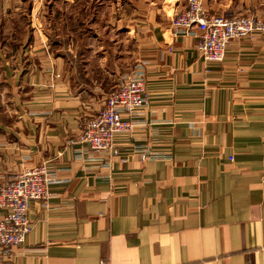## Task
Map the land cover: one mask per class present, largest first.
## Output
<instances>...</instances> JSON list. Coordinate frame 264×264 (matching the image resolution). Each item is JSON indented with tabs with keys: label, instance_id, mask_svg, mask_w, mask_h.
Here are the masks:
<instances>
[{
	"label": "crops",
	"instance_id": "obj_1",
	"mask_svg": "<svg viewBox=\"0 0 264 264\" xmlns=\"http://www.w3.org/2000/svg\"><path fill=\"white\" fill-rule=\"evenodd\" d=\"M41 3L0 0V183L42 163L55 181L0 264H264V32L206 61L173 33L187 0H116L135 43L116 79L143 80L148 101L94 153L78 135L104 97L48 43ZM203 3L264 18V0Z\"/></svg>",
	"mask_w": 264,
	"mask_h": 264
},
{
	"label": "built area",
	"instance_id": "obj_2",
	"mask_svg": "<svg viewBox=\"0 0 264 264\" xmlns=\"http://www.w3.org/2000/svg\"><path fill=\"white\" fill-rule=\"evenodd\" d=\"M171 24L175 35L196 37L197 48L206 61H222L233 38L264 32L263 17L230 12L210 14L203 0H187V6L176 13ZM147 101L143 80L136 77L120 80L104 105L85 121L78 140L94 153L111 150L115 134L134 128L131 117ZM123 110L129 115H124ZM54 181L53 171L42 163L24 168L0 183V211L6 212L0 218V250L7 257L12 256L14 248L26 240L34 227L31 201L47 199Z\"/></svg>",
	"mask_w": 264,
	"mask_h": 264
},
{
	"label": "rangeland",
	"instance_id": "obj_3",
	"mask_svg": "<svg viewBox=\"0 0 264 264\" xmlns=\"http://www.w3.org/2000/svg\"><path fill=\"white\" fill-rule=\"evenodd\" d=\"M40 2L36 17L44 37L58 53L70 52L71 48L77 56L76 66L85 67L79 83L97 86L105 100L117 89L120 81L116 72L119 67L126 70L129 61L125 59L135 45L126 26L120 25L124 21L116 0Z\"/></svg>",
	"mask_w": 264,
	"mask_h": 264
}]
</instances>
